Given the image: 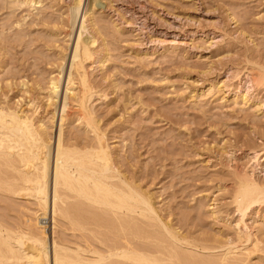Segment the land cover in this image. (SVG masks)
<instances>
[{"label": "rangeland", "instance_id": "1", "mask_svg": "<svg viewBox=\"0 0 264 264\" xmlns=\"http://www.w3.org/2000/svg\"><path fill=\"white\" fill-rule=\"evenodd\" d=\"M70 1L44 0L36 7L0 0L5 4L0 7L1 104L34 111L21 86L11 88L5 77L26 67L31 70L26 80L47 81L57 63L41 57H55L67 45L52 30L55 24L62 27L60 18L66 17ZM103 1L95 19L103 36L98 42L104 38L106 45L95 50L106 48L108 59L104 67L88 62L87 68L94 84H100L90 107L106 132L109 149L119 169L151 197L161 219L198 247L179 244L181 248H194L206 257L221 255L239 241L242 214L234 197L240 184L248 177L264 186V85L245 82L247 73H256L264 63V0ZM211 82L217 83L210 87ZM44 91L36 94L43 103ZM247 91L249 101H244ZM49 110L38 108L34 117H45L48 125ZM24 196L0 187V226L12 235L35 227L38 203ZM48 220V226L39 228H45L49 245L53 238L72 248L79 243L96 249L103 245L98 238L105 237L99 235L103 228L96 229V237L95 225L85 226L80 234L81 228L68 219L56 217L55 224ZM244 223L253 236L244 245L238 242L243 253H250L247 264H264V202L247 209ZM88 226L92 234L83 232ZM82 232L93 236L95 244L86 234L78 242Z\"/></svg>", "mask_w": 264, "mask_h": 264}, {"label": "bare ground", "instance_id": "2", "mask_svg": "<svg viewBox=\"0 0 264 264\" xmlns=\"http://www.w3.org/2000/svg\"><path fill=\"white\" fill-rule=\"evenodd\" d=\"M12 1L19 6L37 7L38 4L42 6L44 3V0ZM70 2L67 5L66 17L64 16L62 19L59 17L62 27L59 26L60 24H55L60 28L53 25L55 28L53 27L52 30L53 34L63 35L67 45L64 48L60 46L55 57V54L46 56L45 59L41 57L46 63L53 66L57 63L56 69L55 66L54 69L49 67L52 70L49 69L47 81L44 82L43 79L32 76L26 80L31 71L26 67L15 69L10 74H6L8 79L5 77V80H8L7 85L11 88L15 85L21 86L22 89L19 90L28 95L26 96L28 102L23 96L22 100H25L29 106H33L34 111L29 112V107L24 110L25 107L19 108V105L17 110L15 107L17 104L12 107L6 103V105L1 104L0 101V187L36 199L38 210L34 214L33 225L35 227H31L28 231H19L20 233L12 235L9 233L11 229L6 228L8 231H5L3 229L5 227L0 226V264L8 262L50 264V258L51 264L249 263L246 261V254L249 252L243 253L240 248L242 242L251 241L253 237H250L251 232L244 223V216L251 206L264 202V186H256L253 179L247 177V179H242L243 181L237 189L234 198L239 212L242 214L238 234L240 244L237 241L236 243L232 241L235 245L229 244L226 251L218 256L210 255L211 253L207 257L204 256L205 253H202L203 256L199 254L201 252L198 250L204 246L197 250L198 254L196 251L194 253L197 244L195 245L193 240L189 239L192 242L187 240L186 236H181L179 231H175L177 229L171 227V223L164 222L158 215V210H156L151 197L141 191L133 178L131 180L132 176L129 178L126 172L123 173V170L119 169L117 161H115L116 158L113 157V153L109 149L106 132L96 119L93 108L91 110L90 101L94 95H98L97 89L100 84L98 86L94 84L87 64L88 62H97L99 66L104 67L108 59L106 48L103 50L104 52L100 50L102 52L99 53L95 50L99 44H103L104 47L106 45L95 19L97 11L104 8V1L72 0ZM0 7L4 8L5 4L1 3ZM43 19L50 20L47 17H43ZM100 35L102 43L98 42ZM55 39H59L58 36ZM42 59H39V62L38 59L36 61V64L39 63V67L42 66ZM0 66L2 67L1 64ZM245 77L247 78L245 82L251 83V86H263L264 63L259 64L256 73L249 71ZM14 80L18 82H13ZM216 83L211 82L209 85L213 87ZM44 89L47 90L44 91L47 98L45 103L41 97V99L36 97L37 92ZM1 90L3 91V89ZM248 91L242 94L244 101H249ZM23 92L21 94L24 95ZM105 96L107 97V94ZM37 99H39L38 102H36ZM40 100L42 103L39 102ZM49 107L51 121L47 125L44 121L45 117L37 116L36 118L34 115L38 108L43 109L42 112L45 113L44 111ZM73 123L75 126H69L68 129L67 125ZM253 158L255 162L259 163L257 153ZM56 217L70 220L71 224L81 228L78 230L80 234L82 228L87 225H95L93 227V230L96 227L94 234L95 231L97 234L99 233L98 229L100 231L101 228H103L102 231L105 229L103 233L101 231L99 234L105 235L104 238L95 234L99 240L100 237L102 238L100 241L103 243L101 245L100 241H96L101 243L96 245L102 247L96 249L95 246L92 247V244L83 247L85 243L81 244L82 246L79 243L77 247L72 248L59 244L54 238L49 245L45 228L39 227L48 226V219H52L55 224ZM154 225L157 226L154 227L155 229L152 228ZM86 228L88 229H83V232L91 230L92 226ZM83 232L82 235L88 233ZM84 235L78 242L85 239L86 235ZM87 236L86 239L90 242L94 240L93 236L91 238L89 234ZM87 240L85 241L87 242ZM92 242L95 244L94 241ZM179 244L194 247V250L192 249L193 252L186 250ZM254 246L256 245L254 244ZM249 256L250 253L247 260H250Z\"/></svg>", "mask_w": 264, "mask_h": 264}]
</instances>
